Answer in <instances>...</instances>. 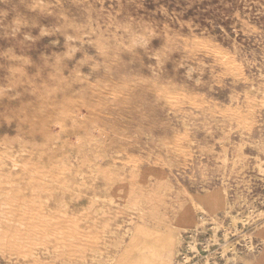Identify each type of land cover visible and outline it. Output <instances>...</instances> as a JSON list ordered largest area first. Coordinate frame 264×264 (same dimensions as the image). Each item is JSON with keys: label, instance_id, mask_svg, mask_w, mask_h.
Instances as JSON below:
<instances>
[{"label": "rangeland", "instance_id": "rangeland-1", "mask_svg": "<svg viewBox=\"0 0 264 264\" xmlns=\"http://www.w3.org/2000/svg\"><path fill=\"white\" fill-rule=\"evenodd\" d=\"M0 264H264V0H0Z\"/></svg>", "mask_w": 264, "mask_h": 264}, {"label": "bare ground", "instance_id": "bare-ground-1", "mask_svg": "<svg viewBox=\"0 0 264 264\" xmlns=\"http://www.w3.org/2000/svg\"><path fill=\"white\" fill-rule=\"evenodd\" d=\"M78 116H79V113H78ZM79 118V117H78ZM57 127H59V126H57ZM61 128V127H60ZM61 130V129H60ZM70 140V139H69ZM62 164V163H61ZM25 166V165H24ZM63 166H65V165H63ZM60 168V167H59ZM3 186V185H2ZM77 197H79V196H77ZM95 200V199H94ZM98 201V200H97ZM100 201V200H99ZM96 202V201H95ZM109 204H111V202L109 203ZM33 207V206H32ZM19 210V209H18ZM96 214V213H95ZM30 217V216H29ZM30 222V221H29ZM16 223V222H15ZM100 257V256H99ZM107 258V257H106ZM96 259V258H95ZM94 259V260H95ZM92 261H93V259H92Z\"/></svg>", "mask_w": 264, "mask_h": 264}]
</instances>
